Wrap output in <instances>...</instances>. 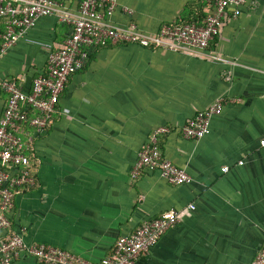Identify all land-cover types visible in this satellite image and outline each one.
<instances>
[{"label": "crops", "instance_id": "0c3cea01", "mask_svg": "<svg viewBox=\"0 0 264 264\" xmlns=\"http://www.w3.org/2000/svg\"><path fill=\"white\" fill-rule=\"evenodd\" d=\"M115 1L107 21L148 34L213 11L207 0ZM80 2L68 5L75 10ZM240 12L227 10L204 53L136 44L87 50L53 125L43 133L16 132L34 140L37 183L17 190L11 230L28 244L100 261L121 236L175 210L179 222L135 264H252L264 246V0H247ZM71 32L57 17H45L7 49L0 59V118L9 97L4 81L31 92L49 54ZM219 98L224 109L210 133L186 138L184 125ZM161 127L170 129L159 140L164 156L185 168L192 183L173 185L152 171L132 178L139 152ZM12 264L43 263L22 256Z\"/></svg>", "mask_w": 264, "mask_h": 264}, {"label": "built area", "instance_id": "2783aa9c", "mask_svg": "<svg viewBox=\"0 0 264 264\" xmlns=\"http://www.w3.org/2000/svg\"><path fill=\"white\" fill-rule=\"evenodd\" d=\"M68 2L0 0V26L3 24V31H0V59L10 46L35 28L42 18L55 16L61 23L72 28L64 45L49 54L47 70L35 77L31 92H25L14 80L3 83L9 97L0 118V264H12L22 256L34 257L43 264H135L179 222L180 215L175 210L147 220L132 234L121 236L113 252L100 261H91L74 252L47 244H28L23 235L11 230V213L17 190L33 188L37 183L30 158L33 143L25 141L16 132L22 125H29L38 133L48 129L70 78L85 66L87 50L136 44L152 49L204 53L219 35L227 10L233 7L240 14L247 0H208L213 11L203 24H170L153 34L140 32L134 27L124 29L111 25L107 19L117 8L115 0H81L75 10ZM224 103L219 98L198 112L182 128L183 135L191 140L204 138L210 133L212 118L222 113ZM30 108L38 114L30 116ZM169 132V128L161 127L151 134L132 169L133 179L152 171L158 172L173 185L193 182L188 171L167 159L161 150L160 136ZM261 144L264 146V139ZM222 170L228 172L230 168L225 166ZM252 264H264V246Z\"/></svg>", "mask_w": 264, "mask_h": 264}, {"label": "trees", "instance_id": "16d2710c", "mask_svg": "<svg viewBox=\"0 0 264 264\" xmlns=\"http://www.w3.org/2000/svg\"><path fill=\"white\" fill-rule=\"evenodd\" d=\"M207 2H208V0H207ZM209 15V14H208ZM208 15H203V18H200V19H195V20H193V21H190V22H188V23H198V24H203V22H204V20L208 17ZM30 112V116H34V115H37L38 113L37 112H35L34 111V109H32V108H30V110H29ZM56 115V114H55ZM55 115H54V119H53V122H52V124L48 127V129L53 125V123L55 122ZM22 131L24 132H22V135L24 134L25 135V131L26 132H29V131H31V130H33L29 125H22ZM34 131V130H33ZM33 135V134H32ZM23 138V137H22ZM25 141H30V142H34V140L32 139V141H31V139L29 138V136L27 137V138H23ZM32 142V143H33ZM32 157H33V155H32V153H30V158H31V162H32ZM33 176L35 177V175L33 174ZM36 178V177H35ZM1 237V236H0Z\"/></svg>", "mask_w": 264, "mask_h": 264}]
</instances>
